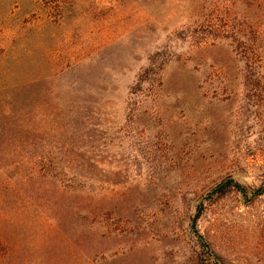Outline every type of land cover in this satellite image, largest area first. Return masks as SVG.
Instances as JSON below:
<instances>
[{"label": "rangeland", "instance_id": "obj_1", "mask_svg": "<svg viewBox=\"0 0 264 264\" xmlns=\"http://www.w3.org/2000/svg\"><path fill=\"white\" fill-rule=\"evenodd\" d=\"M258 4L0 0V101H29L48 182L78 187L92 234L63 246L33 206L3 217L0 264H199L198 213L224 264H264V194L209 197L264 184Z\"/></svg>", "mask_w": 264, "mask_h": 264}, {"label": "trees", "instance_id": "obj_2", "mask_svg": "<svg viewBox=\"0 0 264 264\" xmlns=\"http://www.w3.org/2000/svg\"><path fill=\"white\" fill-rule=\"evenodd\" d=\"M258 6L262 12L259 29L263 33L264 0H259ZM15 91L17 89H14ZM10 95L11 93L5 102L0 101V229L3 217L15 219V216H21V213L33 206L44 211L41 212L43 219H47L49 211L55 210L56 219L51 220L54 230L59 235L56 241L63 246L81 249L82 245L86 244L87 237L92 234L87 237L79 236L75 228L85 212L81 202L83 199L76 197L79 189L73 185H56L48 182L51 171L45 168L46 157L39 155L34 149L36 137L33 135L32 107L28 100L23 101L20 97L14 99V95L13 97ZM18 184L24 185L26 189L19 188ZM230 191H236L244 199L252 200L264 194V184L251 187L233 177H227L210 190L209 197L223 196ZM19 196L23 199L20 200ZM199 217L200 213L194 218L195 232L203 255L199 264H224L223 257L198 231ZM20 221L22 226L30 227V220L23 217ZM33 223L35 222L31 221V226Z\"/></svg>", "mask_w": 264, "mask_h": 264}]
</instances>
